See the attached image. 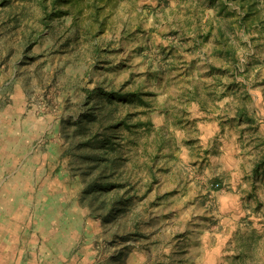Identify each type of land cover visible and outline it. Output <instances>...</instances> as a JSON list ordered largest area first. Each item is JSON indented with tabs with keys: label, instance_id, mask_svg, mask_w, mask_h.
Returning <instances> with one entry per match:
<instances>
[{
	"label": "rangeland",
	"instance_id": "374dc122",
	"mask_svg": "<svg viewBox=\"0 0 264 264\" xmlns=\"http://www.w3.org/2000/svg\"><path fill=\"white\" fill-rule=\"evenodd\" d=\"M247 2L0 0L16 264H264V0Z\"/></svg>",
	"mask_w": 264,
	"mask_h": 264
},
{
	"label": "crops",
	"instance_id": "0c3cea01",
	"mask_svg": "<svg viewBox=\"0 0 264 264\" xmlns=\"http://www.w3.org/2000/svg\"><path fill=\"white\" fill-rule=\"evenodd\" d=\"M18 210L12 205L8 207L0 204V264H16L17 249L29 244L26 239H20L17 233L20 225L16 219L19 217Z\"/></svg>",
	"mask_w": 264,
	"mask_h": 264
},
{
	"label": "trees",
	"instance_id": "16d2710c",
	"mask_svg": "<svg viewBox=\"0 0 264 264\" xmlns=\"http://www.w3.org/2000/svg\"><path fill=\"white\" fill-rule=\"evenodd\" d=\"M246 2L250 5L249 12H248L249 15L256 14L257 12L256 13L254 12V2H255V0L254 1L253 0H246ZM120 96H122V95H120ZM104 152H105L104 154H106L108 152L107 149ZM109 180L110 179H108L107 181H105V183L103 185H101V187H100L101 190H105V189L106 190H111L112 188H114L116 186V185H114L113 182H111ZM130 192H131L130 189L125 192L126 193V197L123 194L121 195L119 193H113L114 199H113V211H111L112 217H116L117 218L123 211L127 210V206L124 205V201H129L132 198ZM100 200H101L102 204H106L105 196L101 197Z\"/></svg>",
	"mask_w": 264,
	"mask_h": 264
}]
</instances>
